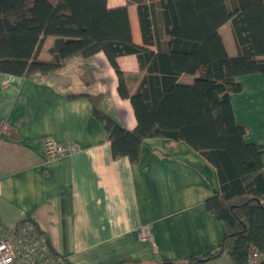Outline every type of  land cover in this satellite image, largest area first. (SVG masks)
<instances>
[{"label":"crops","instance_id":"crops-1","mask_svg":"<svg viewBox=\"0 0 264 264\" xmlns=\"http://www.w3.org/2000/svg\"><path fill=\"white\" fill-rule=\"evenodd\" d=\"M159 1L149 2L152 45L143 42L134 0L107 5L127 7L134 44L159 53L168 49ZM219 33L228 54L236 56L231 22ZM53 44V37L45 40L40 59L51 60ZM117 61L135 90L137 56ZM85 64L71 59L47 77L0 75V223L12 230L22 220L32 221L65 264H161L212 253L226 233L205 206L220 189L215 167L186 142L162 138L145 141L137 164L114 159L91 102L69 96L101 95L102 110L129 131L137 126L135 113L120 96L118 76L104 53ZM193 79L183 75L179 82ZM239 82L242 90L231 96L235 118L246 127L245 140L263 147L264 174V75ZM46 136L80 150L48 160ZM144 225L151 227L152 240L139 239Z\"/></svg>","mask_w":264,"mask_h":264},{"label":"trees","instance_id":"trees-1","mask_svg":"<svg viewBox=\"0 0 264 264\" xmlns=\"http://www.w3.org/2000/svg\"><path fill=\"white\" fill-rule=\"evenodd\" d=\"M134 1L143 42L152 45L154 0ZM158 6L168 49L156 53L134 44L127 7L110 9L107 0H0V75L47 77L71 59L81 58L86 67L104 53L118 76L120 96L133 107L136 128L129 131L106 114L101 95L69 99L91 102L113 158L137 164L145 141L162 138L186 142L217 171L219 192L205 206L225 225L219 247L161 264H218L224 256L231 264H246L252 248L264 250L263 147L245 140L231 96L242 90L240 77L264 75V0H161ZM229 21L236 56L228 54L219 33ZM48 37L54 38L52 58L42 60ZM126 55H136L140 65L133 91L117 61ZM183 75L194 76L193 82H179Z\"/></svg>","mask_w":264,"mask_h":264},{"label":"built area","instance_id":"built-area-1","mask_svg":"<svg viewBox=\"0 0 264 264\" xmlns=\"http://www.w3.org/2000/svg\"><path fill=\"white\" fill-rule=\"evenodd\" d=\"M42 146L48 160L69 156L80 150L76 144H61L50 136L43 138ZM138 237L142 241L152 240L151 227L141 226ZM263 263L264 250L252 248L246 264ZM0 264H65V261L51 252L44 235L32 222L26 221L12 230L0 223Z\"/></svg>","mask_w":264,"mask_h":264},{"label":"rangeland","instance_id":"rangeland-1","mask_svg":"<svg viewBox=\"0 0 264 264\" xmlns=\"http://www.w3.org/2000/svg\"><path fill=\"white\" fill-rule=\"evenodd\" d=\"M219 264H230V259L228 257L221 259Z\"/></svg>","mask_w":264,"mask_h":264}]
</instances>
